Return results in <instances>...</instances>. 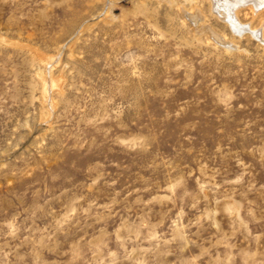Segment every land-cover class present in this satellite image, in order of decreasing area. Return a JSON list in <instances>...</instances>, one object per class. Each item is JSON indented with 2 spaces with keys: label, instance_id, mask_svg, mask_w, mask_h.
I'll use <instances>...</instances> for the list:
<instances>
[{
  "label": "rangeland",
  "instance_id": "374dc122",
  "mask_svg": "<svg viewBox=\"0 0 264 264\" xmlns=\"http://www.w3.org/2000/svg\"><path fill=\"white\" fill-rule=\"evenodd\" d=\"M210 5L0 0V264H264V8Z\"/></svg>",
  "mask_w": 264,
  "mask_h": 264
},
{
  "label": "bare ground",
  "instance_id": "6f19581e",
  "mask_svg": "<svg viewBox=\"0 0 264 264\" xmlns=\"http://www.w3.org/2000/svg\"><path fill=\"white\" fill-rule=\"evenodd\" d=\"M209 1L211 2V5L214 8V11L218 15V17L221 18L222 20H226L234 31L238 33L248 32L254 37L259 36L258 34L259 30L251 31L249 28H247V26H244L238 22L239 20L237 18V11L241 10L240 8L246 6L248 8L250 7V9L254 14H258V12L262 11L264 8V0H243V2H241V0H209ZM190 17L194 21H200L201 12L200 11H198L197 13L193 12L192 14H190Z\"/></svg>",
  "mask_w": 264,
  "mask_h": 264
},
{
  "label": "snow or ice",
  "instance_id": "6c2138e0",
  "mask_svg": "<svg viewBox=\"0 0 264 264\" xmlns=\"http://www.w3.org/2000/svg\"><path fill=\"white\" fill-rule=\"evenodd\" d=\"M241 2H243V0H241Z\"/></svg>",
  "mask_w": 264,
  "mask_h": 264
}]
</instances>
